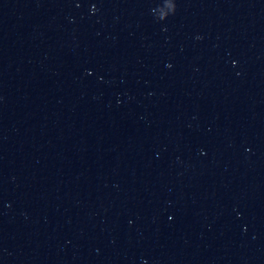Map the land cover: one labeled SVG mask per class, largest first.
I'll use <instances>...</instances> for the list:
<instances>
[{"label": "water", "instance_id": "95a60500", "mask_svg": "<svg viewBox=\"0 0 264 264\" xmlns=\"http://www.w3.org/2000/svg\"><path fill=\"white\" fill-rule=\"evenodd\" d=\"M0 264H264V0H0Z\"/></svg>", "mask_w": 264, "mask_h": 264}]
</instances>
